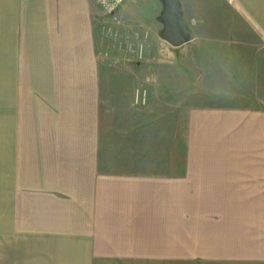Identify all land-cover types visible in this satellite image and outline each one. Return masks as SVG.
I'll return each instance as SVG.
<instances>
[{
	"label": "crops",
	"instance_id": "0c3cea01",
	"mask_svg": "<svg viewBox=\"0 0 264 264\" xmlns=\"http://www.w3.org/2000/svg\"><path fill=\"white\" fill-rule=\"evenodd\" d=\"M243 4L261 29L246 42L174 47L211 104L184 108L167 158L146 161L156 120L111 126L103 107L97 5L0 0V264H264V0ZM163 8L121 12L156 25Z\"/></svg>",
	"mask_w": 264,
	"mask_h": 264
},
{
	"label": "rangeland",
	"instance_id": "374dc122",
	"mask_svg": "<svg viewBox=\"0 0 264 264\" xmlns=\"http://www.w3.org/2000/svg\"><path fill=\"white\" fill-rule=\"evenodd\" d=\"M91 1L98 7L95 37L98 56L103 63L101 97L107 101L102 103L103 107L111 111V126L124 123L127 119L133 122L135 117L137 119L136 113H142L143 121H149L150 118L153 123L156 120L150 134L146 133L143 137V147L150 139L157 138V150L155 153L152 151L151 155L149 152L142 154L141 160H154L155 154L157 160H164L167 158L166 149L174 147L176 122L181 111L186 107L210 105L212 97L200 93L199 79L193 77L194 74L184 73L182 52L160 37L163 29L160 15L163 10H158V20L153 25L146 17L150 16L149 12H145L143 16L141 14L140 18L137 14H133L134 18L123 14L121 9L127 0L113 13H108L94 0ZM243 2L245 0H183L187 30L195 37L205 32L212 36L230 31L236 33L242 42H246V32H261V29L255 24L251 26L250 16L245 11ZM204 42L205 40L195 39L191 42L192 49H200ZM204 48L207 46L204 45ZM138 90L146 91L144 102H137ZM5 96V87H0V150L1 147L4 149L6 143ZM154 128L156 136L153 134ZM114 142L115 139L111 136V143ZM131 155L134 156L132 152ZM132 156H126L125 159L132 162ZM119 167L122 166L110 169L117 170ZM158 170L163 168L159 167Z\"/></svg>",
	"mask_w": 264,
	"mask_h": 264
},
{
	"label": "water",
	"instance_id": "95a60500",
	"mask_svg": "<svg viewBox=\"0 0 264 264\" xmlns=\"http://www.w3.org/2000/svg\"><path fill=\"white\" fill-rule=\"evenodd\" d=\"M164 8L160 15L163 29L160 37L173 47H179L193 39L187 30L181 0H161Z\"/></svg>",
	"mask_w": 264,
	"mask_h": 264
},
{
	"label": "built area",
	"instance_id": "2783aa9c",
	"mask_svg": "<svg viewBox=\"0 0 264 264\" xmlns=\"http://www.w3.org/2000/svg\"><path fill=\"white\" fill-rule=\"evenodd\" d=\"M96 3L100 5L103 9L107 10L108 13H113L119 10L124 4L126 0H94ZM146 91L145 90H138L136 93V100L137 102L145 101ZM140 99V100H139Z\"/></svg>",
	"mask_w": 264,
	"mask_h": 264
}]
</instances>
